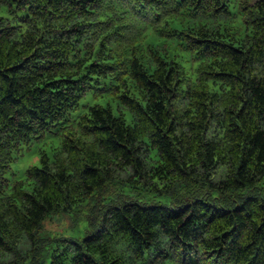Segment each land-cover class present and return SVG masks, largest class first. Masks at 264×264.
Segmentation results:
<instances>
[{
	"label": "trees",
	"instance_id": "trees-1",
	"mask_svg": "<svg viewBox=\"0 0 264 264\" xmlns=\"http://www.w3.org/2000/svg\"><path fill=\"white\" fill-rule=\"evenodd\" d=\"M46 250L264 264V0H0V264Z\"/></svg>",
	"mask_w": 264,
	"mask_h": 264
},
{
	"label": "rangeland",
	"instance_id": "rangeland-1",
	"mask_svg": "<svg viewBox=\"0 0 264 264\" xmlns=\"http://www.w3.org/2000/svg\"><path fill=\"white\" fill-rule=\"evenodd\" d=\"M92 103L93 101H88ZM55 140L49 139V138H43L39 142L34 141L33 144L30 146V150L28 148H24L21 153V159L19 160L18 164L15 165L16 167H26L28 164L37 159V155L40 150H44L47 153L50 151V145L54 143ZM37 154V155H36ZM32 156H36L32 158ZM14 166V169H15ZM72 221V222H71ZM74 221V226L73 225ZM84 227H85V221L83 216H78L75 218V214L71 213L67 217L58 216L55 219H48L45 221L42 233L44 235H49L51 237H73V238H80L84 235ZM20 253L23 254L26 247H24V244H20ZM49 250H46L44 252V262L48 264L49 262V256H48ZM11 260H13V257L11 255H8L1 259V263L8 264ZM23 264H30L28 261H26Z\"/></svg>",
	"mask_w": 264,
	"mask_h": 264
}]
</instances>
